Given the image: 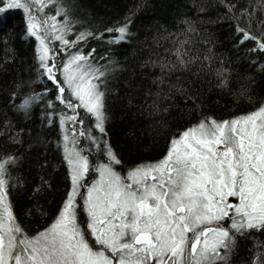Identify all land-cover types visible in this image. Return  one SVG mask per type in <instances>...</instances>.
I'll return each instance as SVG.
<instances>
[{
	"label": "snow or ice",
	"instance_id": "6c2138e0",
	"mask_svg": "<svg viewBox=\"0 0 264 264\" xmlns=\"http://www.w3.org/2000/svg\"><path fill=\"white\" fill-rule=\"evenodd\" d=\"M226 6L238 42L251 39L252 51L264 52V31H252L254 19L257 27L264 26L257 15L264 16V0L238 12L234 4ZM18 9L24 12L26 34L37 42L35 80L43 86L39 92L14 90L7 103L28 117L39 102L42 123L58 127L51 143L62 152L67 173L54 208L24 211L35 225L29 227L10 199L22 183L11 170L19 157L0 156V264H233L238 238L264 233V99L229 118L201 113L167 137L157 159L125 166L105 128L114 61L99 63L95 50L84 47L92 37L103 39L102 32L76 27L82 22L65 0H0V25ZM130 23L126 16L103 32L113 33L110 43L123 41L131 35ZM185 24L184 38L171 50L175 59L150 61L161 69L155 79L168 84L167 91L158 86L154 93L157 113L168 110L160 104L161 94L167 100L174 88L185 90L179 77L170 82L165 76L190 70L197 60L211 61L207 50L203 57L189 55L186 33L195 29ZM226 72L222 65L216 69L220 85ZM22 86L18 81L15 88ZM39 190L37 185L34 191ZM252 247L240 264H264V240H254Z\"/></svg>",
	"mask_w": 264,
	"mask_h": 264
},
{
	"label": "trees",
	"instance_id": "16d2710c",
	"mask_svg": "<svg viewBox=\"0 0 264 264\" xmlns=\"http://www.w3.org/2000/svg\"><path fill=\"white\" fill-rule=\"evenodd\" d=\"M65 2L82 22L76 27L102 32L103 39L92 37L84 47L95 50L99 63L103 64L109 58L114 61L105 128L108 142L120 154L125 166L142 159H157L164 151L167 137L177 127L195 121L201 113L229 118L252 110L264 99V68L261 67L264 52L252 51L255 42L251 39L238 42L235 21L231 14L226 15L227 3L234 4L238 12L257 0ZM51 11L55 14L54 8ZM257 15L264 20V16ZM126 16L131 21V35L126 40L110 43L108 37L113 33L103 32V29L123 23ZM186 20L195 31L186 33L189 42L184 47L189 49V55L200 57L207 50L211 61L197 60L189 66L190 70L165 76L164 79L170 82H177L179 77V84L185 85V90L174 88L167 100L161 94L160 104L167 105L168 110L157 113L151 103L156 100L154 93L158 86L167 91L168 84L155 79L161 69L150 61L161 56L175 59L171 50L184 38ZM256 25L254 19L252 31L257 34L264 31V26ZM244 26L241 22V27ZM36 46L35 38L26 34L23 10L10 12L8 22L0 25V156L13 153L19 157L11 170L22 183L12 190L10 199L15 213L29 227L35 225L31 223L32 217L24 216V211L31 208L35 212L37 205L54 208L64 193L67 173L62 152L51 143L58 135V127L47 121L42 123L39 102L32 107L28 117L14 111L7 103L14 90L18 93L41 90L43 81L35 80ZM105 53L107 57H104ZM221 65L228 69L224 73L227 76L224 85H220V77L216 75V69ZM18 81L23 82V86L17 90ZM28 81L32 83L29 85ZM194 103L200 105L199 109H194ZM42 178L48 183L43 184ZM37 185L40 190L34 191ZM254 240H264V233L257 231L254 237L238 238L239 248L232 257L233 264H240L241 258H247L255 250L252 247Z\"/></svg>",
	"mask_w": 264,
	"mask_h": 264
}]
</instances>
